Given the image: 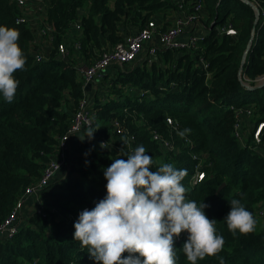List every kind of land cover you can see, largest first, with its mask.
Returning <instances> with one entry per match:
<instances>
[{"label":"trees","instance_id":"1","mask_svg":"<svg viewBox=\"0 0 264 264\" xmlns=\"http://www.w3.org/2000/svg\"><path fill=\"white\" fill-rule=\"evenodd\" d=\"M199 1L204 32L194 49L157 50L149 61L141 58L101 75L100 89L87 102L93 112L89 129H98L91 140H79L80 151L65 171L41 190L39 211L22 217L10 237H0V264H96L73 239V225L81 207L94 208L106 196L103 170L114 159L126 160L138 145L153 158L150 171L165 163L187 169L181 182L186 198L209 205L205 214L217 221L223 250L196 264H264V127L259 149L252 140L253 125L264 122V84H241L251 86L264 74V0H248L256 3L257 15L242 0ZM177 12L171 0H48L42 22L50 26L49 49L46 59L35 61L34 30L15 21L21 11L12 0H0V26L20 33L26 58L24 69L14 73L20 83L13 101L0 95V223L58 151V139L84 97L76 67L148 20L170 26ZM228 25L234 35L218 32ZM71 32L73 39H66ZM59 42L67 46L65 58L55 54ZM241 106L252 108L243 119L242 145L232 135L233 110ZM186 128L191 132L180 137ZM195 170L203 177L192 184ZM232 199L253 214V232L228 230L224 218ZM188 236L186 231L174 237L176 264H191L182 251Z\"/></svg>","mask_w":264,"mask_h":264},{"label":"clouds","instance_id":"2","mask_svg":"<svg viewBox=\"0 0 264 264\" xmlns=\"http://www.w3.org/2000/svg\"><path fill=\"white\" fill-rule=\"evenodd\" d=\"M19 36L17 30L0 26V95L9 103L20 83L14 73L26 63ZM97 129H87L79 138L91 140ZM190 132L186 128L177 134L183 138ZM146 152L138 145L126 160L114 159L103 170L107 194L93 209L79 213L73 239L88 248L96 264H176L174 237L182 231L189 233L182 251L191 264L217 255L223 250L224 238L217 235V221L205 214L209 205L186 198L181 182L187 169L165 163L150 171L153 158ZM229 204L224 218L228 230L233 235L253 232L257 225L253 214L240 200L232 199ZM220 264H224L222 259Z\"/></svg>","mask_w":264,"mask_h":264},{"label":"built area","instance_id":"3","mask_svg":"<svg viewBox=\"0 0 264 264\" xmlns=\"http://www.w3.org/2000/svg\"><path fill=\"white\" fill-rule=\"evenodd\" d=\"M14 4L21 11V14L16 17L15 21L18 23H27L26 17L22 14L24 7L36 0H12ZM176 5L178 12L173 17V22L170 26L160 28L153 20H148L137 32L126 36L122 41L114 43L111 47L104 49L98 58L89 64H80L76 67L82 79V86L87 83H92L94 79L100 78L101 75L109 68L129 66L134 63L137 56L143 53V58L147 61L151 60L157 50H191L195 48L196 39L201 37L204 32L203 8L199 0H171ZM247 2L254 12H257V6L254 1L242 0ZM189 4V9L186 5ZM45 6V5H44ZM44 7H40V10ZM39 10V9H38ZM39 10V11H40ZM184 28L189 30L186 35H183ZM74 29H78V25L74 24ZM218 32H224L228 35H234L235 31L228 26L220 27ZM50 26L44 22L40 26L35 27L34 38L32 42L37 45L39 49L35 50L34 60L40 61L47 58V51L39 47L38 42L41 37H44L47 45L50 40ZM73 48L77 49V42L72 43ZM55 54L60 58H65L68 54L67 46L64 42H59L55 49ZM201 65L203 62L200 61ZM88 100L82 97L69 121L65 131L58 139V151L44 166L40 176L36 181L27 186L22 194L14 202V205L0 223V237H10L17 231L18 223L20 221V213L24 201L30 197L36 204L35 211H39L37 202L39 201V194L41 190L52 180L58 173H63L68 167L66 158V149L70 138L73 135L81 133L83 130L90 128L93 121V112L88 107ZM234 122L232 125V135L242 145L245 140L242 134L243 119L252 115V108L248 106L236 107L233 110ZM165 122L171 124V120L166 117ZM264 127V122L259 121L252 127V140L255 143V148L259 149V133ZM155 139L156 136L153 135ZM102 143V142H101ZM100 143V144H101ZM61 173V174H62ZM203 177V173L195 170L191 177V183L199 182ZM84 209L91 210L93 208L84 206L81 207L79 213ZM261 216L262 210L257 211ZM75 231V230H74ZM186 231H182L178 237L184 235Z\"/></svg>","mask_w":264,"mask_h":264},{"label":"crops","instance_id":"4","mask_svg":"<svg viewBox=\"0 0 264 264\" xmlns=\"http://www.w3.org/2000/svg\"><path fill=\"white\" fill-rule=\"evenodd\" d=\"M47 1L48 0H36V1L30 2L22 10V14L26 17V21H27L26 24L30 29L35 30V27L40 26V24L42 23V21L44 19V9L42 8V10H40V7L41 6L44 7V5L47 4ZM74 35H75L74 32L68 33L66 35V37H67L66 39L72 40ZM38 45L45 52L48 51V49H49V46L47 45V42L45 39H39ZM139 57H140V59L143 58V53L142 54L140 53ZM99 84H100L99 78L94 79V81L92 83H90V87L88 88V91L87 92L84 91V97L87 100L89 99V96H91V94L94 91H96L97 89H100ZM82 133L83 132L76 134V135H73L70 138V141L68 143V146H67V149L65 152L68 164H69V158L80 151V148H79L80 138L79 137L82 136ZM61 173H58L55 177H57ZM36 207L37 206H36L34 200L32 198L28 197L24 201L22 209H21L20 222L22 220V217H24L25 215H28V214L32 213L33 211H35Z\"/></svg>","mask_w":264,"mask_h":264},{"label":"water","instance_id":"5","mask_svg":"<svg viewBox=\"0 0 264 264\" xmlns=\"http://www.w3.org/2000/svg\"><path fill=\"white\" fill-rule=\"evenodd\" d=\"M255 15H257V12H255ZM241 84L244 85L246 88H249V89L260 87L264 84V74L256 77L253 85H251V86H249L246 82H241ZM89 87H90L89 83L85 84L83 87V91L87 92Z\"/></svg>","mask_w":264,"mask_h":264},{"label":"rangeland","instance_id":"6","mask_svg":"<svg viewBox=\"0 0 264 264\" xmlns=\"http://www.w3.org/2000/svg\"><path fill=\"white\" fill-rule=\"evenodd\" d=\"M188 32H189V30H186V29L184 28V30H183V35H186ZM139 59H140V57H139V55H138L135 61H137V60H139ZM130 65H131V64H130Z\"/></svg>","mask_w":264,"mask_h":264}]
</instances>
